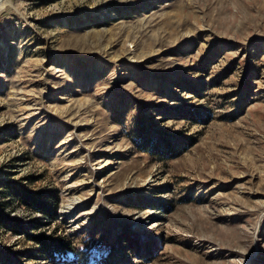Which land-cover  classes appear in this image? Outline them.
I'll return each instance as SVG.
<instances>
[{"label":"rangeland","instance_id":"rangeland-1","mask_svg":"<svg viewBox=\"0 0 264 264\" xmlns=\"http://www.w3.org/2000/svg\"><path fill=\"white\" fill-rule=\"evenodd\" d=\"M0 264H264V0H0Z\"/></svg>","mask_w":264,"mask_h":264},{"label":"trees","instance_id":"trees-1","mask_svg":"<svg viewBox=\"0 0 264 264\" xmlns=\"http://www.w3.org/2000/svg\"><path fill=\"white\" fill-rule=\"evenodd\" d=\"M15 195H16V197L17 198H20L21 200H23L24 199V194L23 195H20L19 193H15ZM53 201V200H52ZM37 204H39V203H37ZM37 204H35V205H37ZM53 205V207H52V213L49 215L48 214V216H50V218H51V220L52 221H54V220H56L57 219V216H58V204H57V201L56 202H53L52 203ZM36 209H38V211H43L42 210V206H41V208H40V206H37V208ZM43 213V212H42ZM51 248H49V251H51V253H56V252H58L59 250V248H58V246L57 245H55V244H51V246H50ZM58 254H60V252H58ZM56 255V254H55Z\"/></svg>","mask_w":264,"mask_h":264}]
</instances>
